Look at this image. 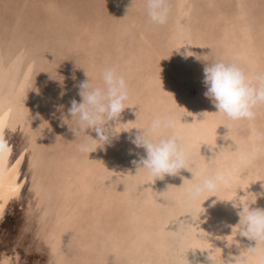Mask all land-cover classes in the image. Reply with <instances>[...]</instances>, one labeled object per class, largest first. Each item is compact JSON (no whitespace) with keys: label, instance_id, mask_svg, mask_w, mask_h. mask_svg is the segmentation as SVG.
<instances>
[{"label":"rangeland","instance_id":"obj_1","mask_svg":"<svg viewBox=\"0 0 264 264\" xmlns=\"http://www.w3.org/2000/svg\"><path fill=\"white\" fill-rule=\"evenodd\" d=\"M235 54L264 72V0H170L164 25L145 0H0V122L21 170V196L0 217V264H264V243L238 234L230 201L264 209V154L238 159L264 133V107L228 129L204 95L207 63ZM107 67L125 77L131 106L85 154L90 137L70 131L68 109ZM162 115L175 118L166 135L181 138L192 172L154 179L133 163L146 153L131 139ZM217 173L226 185L188 197Z\"/></svg>","mask_w":264,"mask_h":264},{"label":"clouds","instance_id":"obj_2","mask_svg":"<svg viewBox=\"0 0 264 264\" xmlns=\"http://www.w3.org/2000/svg\"><path fill=\"white\" fill-rule=\"evenodd\" d=\"M145 6L152 24L167 23L170 0H145ZM244 60L245 57L235 54L231 58L214 59L204 68L203 83L207 88L204 95L215 106L216 112L226 118L222 125L228 129L233 122L254 120L257 109L264 107V72L247 73L242 67ZM101 80L99 85H94L89 77L80 82L78 95L81 101L73 99L68 109L70 120L75 121V124H69L70 131L76 138L81 134L90 137L79 146V150L85 154L110 142L111 135L117 132L108 122L118 120L122 111L131 106L126 105L129 87L122 74L113 67H107L102 71ZM175 127L176 120L172 115L156 116L147 127H135L141 131L136 133L131 143L136 148H143L146 155L133 163L138 164L139 169L143 168L154 179L178 175L182 169L192 172L188 152L181 138L175 134L166 135ZM88 130L94 131L96 137L89 135ZM5 151H8V146L0 139V154ZM261 154H264V133H257L253 138L251 151H239L238 159L241 165L246 166ZM227 183V177L223 173H217L192 185L187 195L195 200L204 193L214 194L221 185ZM230 201L240 217L238 234L256 241V245L264 243V209L251 207L255 201ZM209 259L213 264L210 256ZM224 260L225 264H240L238 256Z\"/></svg>","mask_w":264,"mask_h":264},{"label":"bare ground","instance_id":"obj_3","mask_svg":"<svg viewBox=\"0 0 264 264\" xmlns=\"http://www.w3.org/2000/svg\"><path fill=\"white\" fill-rule=\"evenodd\" d=\"M31 65L32 64H30V66ZM28 67H29V65H28ZM31 68H32V66H31ZM28 69H30V67ZM118 121H119V119H118ZM114 123H116V122H114ZM7 125H8V123H7V120H5V119H3L0 122V139H2L3 141H4V135H5ZM121 128L123 130V127H121ZM179 128H176V129H179ZM182 129H184V128H182ZM175 131H177V130H175ZM183 131H185V130H183ZM183 131H180V132H183ZM11 164H12V152L10 149H8V151H5L3 154H0V217L2 216L3 210L5 209L4 207H6L5 206L6 203L9 201L8 203L10 204L11 198L17 196L18 193L21 192L20 191L21 185L18 183L21 170H20V168L11 169ZM20 196H21V194H20ZM16 201H18V200H16ZM16 201H14V202H16ZM12 203H13V201H12Z\"/></svg>","mask_w":264,"mask_h":264}]
</instances>
